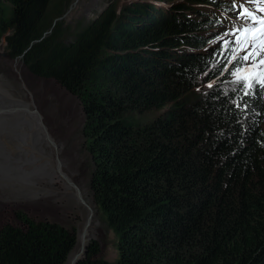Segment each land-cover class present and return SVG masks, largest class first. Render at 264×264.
<instances>
[{
    "label": "trees",
    "instance_id": "1",
    "mask_svg": "<svg viewBox=\"0 0 264 264\" xmlns=\"http://www.w3.org/2000/svg\"><path fill=\"white\" fill-rule=\"evenodd\" d=\"M50 2L0 0V49L3 38L9 57L33 43L24 54L32 72L80 98L90 190L117 237V264H264V84L235 80L229 49L211 38L219 25H237L233 1L113 0L74 39L64 41L59 24L36 42ZM18 83L25 110L1 115L0 135L22 153L32 190L23 201L64 195L80 208L79 236H95V205L81 203L73 158L44 121L59 126L61 114L43 117ZM16 218L22 226L0 229V264L65 263L75 230L19 210ZM97 254L92 241L79 264H107Z\"/></svg>",
    "mask_w": 264,
    "mask_h": 264
},
{
    "label": "rangeland",
    "instance_id": "2",
    "mask_svg": "<svg viewBox=\"0 0 264 264\" xmlns=\"http://www.w3.org/2000/svg\"><path fill=\"white\" fill-rule=\"evenodd\" d=\"M112 1L51 0L44 19L47 29L44 31V35L36 40V42L43 39L45 34L50 30L53 32L54 29L58 28L59 24L62 27V30H59L60 37L64 41L68 38L74 39V33L80 30L78 27L94 18H98L105 10V7ZM232 1L233 8L239 5L240 0ZM240 13L241 11L238 10L235 13V18H237L238 22L239 20L250 22L248 19H245V16L238 19ZM226 16L227 13L221 16L218 15L217 17L221 20L222 17ZM222 27L223 25H219L217 32L211 37L214 42L213 44L216 46L219 44V50H222V52L229 49L226 54L229 56V62H232L231 65L235 69L233 73L235 80H238L235 73L239 68L241 69L239 72L241 79L239 81H242L244 86L249 85L256 77H259L261 74L264 75V63H260L261 60H264V38L255 35L257 32L255 25L251 26V32L244 34H241L239 26L237 28L233 25ZM215 28L213 27L212 31L215 32ZM220 37H223L225 40L221 42ZM244 40H247L248 43L244 45L242 50L241 42ZM32 44L22 54L9 57L3 49L5 45L4 38L1 41L0 116L5 114L6 117L9 113H21L25 110L20 102L17 101L18 93L16 88L20 78L26 83L30 91L34 93V101L43 117L48 118L55 111V108L59 111L63 119L57 123L59 126H56V121H52L51 123L49 120H43L47 123L49 132L55 135L56 140L62 142L64 145V155L68 157L71 155L73 158L72 168L75 170L73 183L83 192V197L86 196L87 199H91L95 205V218L100 222L96 235L92 236V241H96L98 244V254L96 257L102 258L107 264H117V237L105 223L92 198L90 190L93 161L86 148L88 140L84 137L85 118L82 102L76 94L65 89L54 78L39 76L32 72L24 59V54ZM253 45H255V50H253ZM249 51H252L253 55L248 60L243 61L239 59V57L246 55ZM257 53L259 54L257 55ZM226 71L227 69L223 68L220 74L222 75ZM219 77L220 75L216 76L215 80ZM211 82L213 83V80L209 82V85ZM58 100L68 101V103H61ZM28 106L32 108L30 104ZM134 117L137 119L138 115H134ZM5 120H0V132L2 127L6 125ZM39 127L41 126L39 125ZM58 129L61 133H59ZM12 141L13 146L11 148L9 146V149L7 143L8 136L6 134L0 135V229L6 224L22 226V223L16 218V212L19 210L33 220H52L62 224L66 229L75 230V243L73 246L76 248L79 237L78 223L82 221V216L79 213L80 208L66 205V200L64 199L66 196L59 194L50 195L48 199L39 194L34 200L23 201L24 199H28L27 196L32 190L28 186L23 174L26 165L22 153L15 139L12 138ZM58 147H62V145L60 144ZM3 163L15 165L17 169L16 173L12 174L2 171ZM60 185L61 188L59 187ZM55 186L58 190H62L63 185L60 179L57 180ZM36 190L34 189V191Z\"/></svg>",
    "mask_w": 264,
    "mask_h": 264
},
{
    "label": "water",
    "instance_id": "3",
    "mask_svg": "<svg viewBox=\"0 0 264 264\" xmlns=\"http://www.w3.org/2000/svg\"><path fill=\"white\" fill-rule=\"evenodd\" d=\"M72 184V183H71ZM73 188H78L76 184H72ZM78 190H80L78 188ZM78 194H81V190L77 191ZM80 201L82 204H86L85 200L83 199V196H80ZM90 209V207L88 206ZM91 219V216L87 217V223ZM92 233H81L80 236L78 237V241L80 240V246L79 248L75 251V247L73 246L72 249L68 253V258L65 264H79L81 261H83L87 255L88 247L90 243L92 242Z\"/></svg>",
    "mask_w": 264,
    "mask_h": 264
},
{
    "label": "snow or ice",
    "instance_id": "4",
    "mask_svg": "<svg viewBox=\"0 0 264 264\" xmlns=\"http://www.w3.org/2000/svg\"><path fill=\"white\" fill-rule=\"evenodd\" d=\"M242 15H246V16H248V17H251V19L253 20V21H255L256 20V17H254V16H252V14L250 13V12H248L246 9L244 10V12L243 13H241ZM262 25H264V20H261V21H259ZM250 27L251 26H248V27H244V28H242L241 29V34H244V33H248L249 31H250ZM262 35H264V33H262ZM248 43V41L247 40H244V41H242L241 42V49L243 50V48H244V45L245 44H247ZM253 50H255V45H253ZM259 53H257V55H258ZM253 55V52L252 51H249L246 55H244V56H242V57H239V59L240 60H243V61H246V60H248L249 59V57L250 56H252ZM235 58V57H234ZM254 58V57H253ZM260 63H264V60H261L260 61ZM241 71V69H237L236 70V75H237V79L239 80V79H241V77L239 76V72ZM209 86H211V85H209ZM249 87H251V85H248ZM245 94H247V93H245Z\"/></svg>",
    "mask_w": 264,
    "mask_h": 264
},
{
    "label": "clouds",
    "instance_id": "5",
    "mask_svg": "<svg viewBox=\"0 0 264 264\" xmlns=\"http://www.w3.org/2000/svg\"><path fill=\"white\" fill-rule=\"evenodd\" d=\"M264 5V4H263ZM242 16H245V19L247 20H249L250 21V19L248 18V16H246V15H240V17H242ZM233 18L235 19V15H233ZM264 20V19H263ZM248 22L247 21H243V20H241L240 22H239V24L237 25V27L239 26L241 29L242 28H244V26L247 24ZM264 25H262L261 27H263ZM261 27H259V28H261ZM259 28H256V30H258ZM262 78H264L262 75H260L259 77H256L255 79L257 80V81H259V82H261V83H263L264 84V82L263 81H260Z\"/></svg>",
    "mask_w": 264,
    "mask_h": 264
},
{
    "label": "bare ground",
    "instance_id": "6",
    "mask_svg": "<svg viewBox=\"0 0 264 264\" xmlns=\"http://www.w3.org/2000/svg\"><path fill=\"white\" fill-rule=\"evenodd\" d=\"M260 81H263L264 82V78H262ZM78 245V244H77ZM77 247V246H76ZM76 249V248H75Z\"/></svg>",
    "mask_w": 264,
    "mask_h": 264
},
{
    "label": "flooded vegetation",
    "instance_id": "7",
    "mask_svg": "<svg viewBox=\"0 0 264 264\" xmlns=\"http://www.w3.org/2000/svg\"><path fill=\"white\" fill-rule=\"evenodd\" d=\"M49 221H52V220H49ZM56 222V221H55ZM60 224V223H59ZM62 225V224H61ZM63 226V225H62Z\"/></svg>",
    "mask_w": 264,
    "mask_h": 264
}]
</instances>
